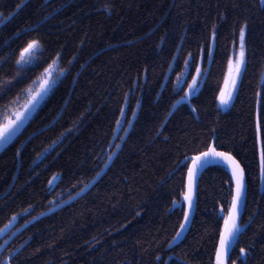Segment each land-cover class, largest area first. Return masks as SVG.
I'll return each instance as SVG.
<instances>
[{"label": "trees", "instance_id": "obj_1", "mask_svg": "<svg viewBox=\"0 0 264 264\" xmlns=\"http://www.w3.org/2000/svg\"><path fill=\"white\" fill-rule=\"evenodd\" d=\"M17 3L0 0V10L16 13L0 26V56L16 47L17 31L39 24L70 72L0 151V228L17 217L0 237V244L8 241L0 260L11 252L12 264H216L231 202L230 174L222 166L202 172L191 223L173 240L186 209L190 161L184 158L207 150L216 136L224 150L239 154L248 184L245 228L226 264H264L256 135L258 112L264 125V12L257 0H28L23 10ZM105 3L111 14L97 11ZM245 24L246 71L222 109L219 96ZM209 47L211 65L201 61V49ZM190 53L210 75L191 105L173 108L184 93L172 88ZM15 72H0V80ZM30 85L0 99V125L9 101ZM125 106L127 133L116 137Z\"/></svg>", "mask_w": 264, "mask_h": 264}, {"label": "snow or ice", "instance_id": "obj_2", "mask_svg": "<svg viewBox=\"0 0 264 264\" xmlns=\"http://www.w3.org/2000/svg\"><path fill=\"white\" fill-rule=\"evenodd\" d=\"M28 0H21V3L16 4L17 10H23L27 6ZM4 6L0 5V9ZM257 11L264 12V0H257L255 5ZM113 8L109 4H101L97 11H104L111 14ZM16 13L0 10V26L6 25L11 19L15 18ZM247 24L241 27L239 30L240 38V51L238 59L235 61L230 60L228 64V76L225 79V90L221 91L220 100L221 103L227 106L229 102L234 98V94L238 91V85L242 80L243 74L246 71L247 58L245 49V36H246ZM215 31L212 33V39L215 40ZM14 40L17 42L15 48H11L10 51L3 56H0V72L10 73L11 67L16 69L15 75L12 79L0 80V99L8 96L14 88L25 81L30 80L31 85L24 89H20L21 94H27L28 99L24 103L22 109H18L10 116L5 117L6 123L0 127V147L9 142L13 136L24 126L25 122L29 120L34 113L41 107L44 101L52 94L53 90L59 83L62 82V78L70 72V68L61 67L63 62V54L60 51H55L51 48L49 41L41 31V26L28 25L25 28L20 29L15 33ZM7 46V42H6ZM173 57V60H176ZM207 60V63L211 65L213 60V49L211 47L201 49V61ZM14 60V65L12 61ZM184 72L177 76L176 84L172 88V92L175 95H179L180 92L184 94L180 96L179 100L173 104V108L176 104H180L182 101L191 105L192 97L200 91V86L205 83V79L210 75V69L203 68L200 64L196 63V58L191 53L189 59L183 61ZM71 65L72 61H68ZM5 65H10L9 69H5ZM169 71H173L172 65L168 66ZM195 70V74H192V70ZM39 72V75H37ZM147 72V69H145ZM35 76V79H33ZM191 77V82H188V77ZM205 78V79H202ZM165 80H168L167 75L164 76ZM187 85V90L183 85ZM38 85V87H36ZM163 88V85L161 86ZM159 95V93H157ZM227 97V98H225ZM21 99L20 95L15 97V100L9 101V103L19 104ZM139 103V101H138ZM7 109V105L4 106ZM192 111L196 112V108L192 107ZM121 116H124V110L121 109ZM133 112V116H135ZM171 115V113H169ZM121 121H117L119 126ZM131 125V121H126ZM127 133V129H123ZM264 125L261 123V115L257 113L256 121V135L257 143L259 145V179L261 184H264ZM122 139V137H121ZM56 142H54L55 144ZM119 147V145H117ZM227 145L223 141L217 142V137L213 136L212 140L207 145V150L200 151L197 155L188 157L185 156V161H190V164L185 163L184 167L187 169V190L183 194V204H186L184 210L183 219L184 222L180 225V231L176 233L173 240H180L187 231V226L191 223L192 213L195 211L196 201L194 199L195 189L199 175L212 166H222L230 175L229 180L231 184V202L227 208V215L222 217L224 221L223 231L219 237V247L216 251V264H226L229 256V248L238 242L239 236L242 234L245 225H242L239 221L241 219V212L247 207V192L248 184L246 182L245 165L242 164L241 159H238V153H235L234 149L224 150ZM114 155V154H113ZM109 160L112 159L110 155ZM107 166V165H106ZM99 175V173H97ZM87 187V185H85ZM83 191V188L81 189ZM31 207V206H30ZM27 211V209H25ZM224 211V206H221V212ZM16 219V216L11 217L8 224H5L3 228H0V234L6 233L12 220ZM35 219V217H33ZM249 220H252V216H249ZM4 244H0V256L3 255L7 248ZM242 255H246L244 248L240 249ZM15 257L9 252L7 258L0 260V264H12ZM159 260V256L156 258ZM167 264V262H165Z\"/></svg>", "mask_w": 264, "mask_h": 264}, {"label": "rangeland", "instance_id": "obj_3", "mask_svg": "<svg viewBox=\"0 0 264 264\" xmlns=\"http://www.w3.org/2000/svg\"><path fill=\"white\" fill-rule=\"evenodd\" d=\"M239 51H240V47L236 50V54L232 57L231 60L235 61L236 59H238ZM200 65L203 67L202 62H200ZM183 72H184V71H183ZM177 76H178V75H177ZM227 76H228V70H227L226 78H227ZM202 79H203V77H202ZM188 82L190 83L191 80L188 81ZM36 87H38V85H37ZM183 87H186L185 90H187V85H186V84L183 85ZM222 90H225V82H224V85H223V87H222ZM220 94H221V93H220ZM225 98H227V97H225ZM27 99H28V96H27V94L25 93V94H23V95L21 96V99H20V101H19V104L11 103V104L9 105V108H8L7 112H6V116H5V117L10 116L13 112H15V111L18 110V109H22V107H23L24 103H26ZM230 102H231V101H230ZM230 102H229V104H228L227 106H225L224 104L221 103L220 96H219V106H220L222 109L227 108V107L230 105ZM124 113L126 114V106H125V108H124ZM34 114H35V113H34ZM34 114H33V115H34ZM125 114H124V116H121V119H120L121 123H120V125L117 126V128H116V133H115V136H116V137L120 134L121 130H123V128H125V126H124V124H125ZM3 120H4V121H3V123L0 125V127H2V126L6 123V119L4 118ZM29 120H30V119H29ZM29 120H27V121L25 122V124L28 123ZM25 124H24V126H23V127H22V128L16 133V135L13 136V138H12L9 142H11V141H12V140H13V139H14V138H15V137H16V136L22 131V129L25 127ZM9 142L5 143V144L3 145V147H4L5 145H7ZM3 147H0V151H1V149H2ZM16 221H17V217H16V219H14V220L11 222V224H10L9 228L7 229L6 233H4V234H0V237L5 236L8 232H10L11 229L13 228L14 224L16 223Z\"/></svg>", "mask_w": 264, "mask_h": 264}, {"label": "bare ground", "instance_id": "obj_4", "mask_svg": "<svg viewBox=\"0 0 264 264\" xmlns=\"http://www.w3.org/2000/svg\"><path fill=\"white\" fill-rule=\"evenodd\" d=\"M32 117H33V116H32ZM32 117H31V118H32ZM53 122H55V120H54ZM53 122H52V123H53ZM26 124H27V123H26ZM26 124H25V125H26ZM33 135H35V133L31 134L30 137H32ZM30 137L27 138V139L21 144V146H20V148H19V152H18V158H20L21 151H22L24 145L26 144V142L30 139ZM15 138H16V137H15ZM15 138H14V139H15ZM14 139H13V140H14ZM2 149H3V148H2ZM2 149H1V150H2ZM49 151H50V150H47L46 153H45V155H46ZM99 175H100V174H99ZM99 175H98V176H99ZM98 176H97V177H98ZM97 177H96L92 182H95V181L98 179ZM12 221H13V220H12Z\"/></svg>", "mask_w": 264, "mask_h": 264}, {"label": "water", "instance_id": "obj_5", "mask_svg": "<svg viewBox=\"0 0 264 264\" xmlns=\"http://www.w3.org/2000/svg\"><path fill=\"white\" fill-rule=\"evenodd\" d=\"M79 73H80V72H79ZM79 73H78V74H79ZM78 74H77V75H78ZM196 155H197V154H196ZM193 156H194V155H193ZM201 174H202V173H201ZM201 174L199 175L198 180H199ZM100 175H101V174H100ZM100 175H99L97 178H99ZM198 180H197V184H198ZM246 182H247V180H246ZM186 190H187V185H186ZM196 195H197V185H196L195 194H194V199H195V201H196ZM244 212H245V209H243L242 212H241V219H240V221H239L241 224H242V218H243ZM222 231H223V230H222ZM232 247H233V245L230 246V248H229V253H230ZM226 262H227V261H226Z\"/></svg>", "mask_w": 264, "mask_h": 264}]
</instances>
